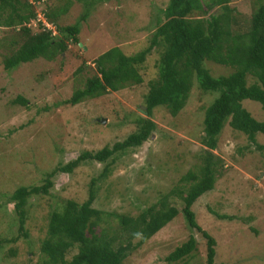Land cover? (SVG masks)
<instances>
[{
  "label": "rangeland",
  "instance_id": "rangeland-1",
  "mask_svg": "<svg viewBox=\"0 0 264 264\" xmlns=\"http://www.w3.org/2000/svg\"><path fill=\"white\" fill-rule=\"evenodd\" d=\"M261 1L229 0L228 4L241 19ZM167 2L39 0L37 9L44 3L65 8L57 20L65 25L78 24L76 44L81 50L73 47L75 54L63 53L54 60L37 58L9 70L2 67L3 57L9 52L5 50L8 38L3 40L8 35L0 26V238L17 234V216L12 202L7 199L16 187L40 184L44 172L84 151L111 147L113 142L121 141L136 129L138 116L146 117L142 111L143 96L148 80L157 74L159 47L151 48L142 62L140 84H127L117 91L85 97L75 104L65 101L93 75L94 59L98 55L111 47H118L123 53L145 47ZM81 16L85 18L80 20ZM40 18L42 20V16ZM205 65L212 74L227 72V68L210 61ZM78 66L80 70L76 71ZM17 94L26 98V106L11 103ZM213 96L193 84L175 116H170L163 106L152 108L150 118L156 129L140 145L116 151L102 162L81 160L69 174L57 171L51 177L58 183L55 191L27 197L24 205L27 235L20 236L16 242L1 244L0 264H42L45 256L39 244L45 235L49 211L55 208L54 202L60 204V198L66 197L82 202L87 197L92 177L97 179L93 183L95 196L91 206L102 212L96 231L106 229L113 235L112 245L124 242L125 233L118 229L111 212L136 216L150 205L158 206L161 194L175 188L179 177L187 170L200 174L204 146L200 142L201 126H194V122L203 116ZM242 106L256 119H264V109L258 102L244 100ZM254 139L253 144L242 133L230 129L227 122L223 124L216 148L212 150L221 164L217 169L221 173L215 172L213 187L197 197L192 205L198 224L215 238V264H264V148L255 147L256 144L264 147V134L257 133ZM104 167L106 173L99 177ZM166 201L178 213L133 249L123 264H205V248L198 233L186 225L180 211L182 201L174 194H169ZM208 207L232 218L210 216ZM247 226H253L256 233ZM189 234L198 242L192 254L173 262L165 260ZM136 240L132 238L131 242ZM10 247L13 254L8 253Z\"/></svg>",
  "mask_w": 264,
  "mask_h": 264
},
{
  "label": "trees",
  "instance_id": "trees-1",
  "mask_svg": "<svg viewBox=\"0 0 264 264\" xmlns=\"http://www.w3.org/2000/svg\"><path fill=\"white\" fill-rule=\"evenodd\" d=\"M38 1L0 0V26L8 35L3 37L4 41L8 38L5 50L9 52L2 60L5 70L37 58L54 60L63 53L75 54L73 47L80 49L76 44L79 41L78 24L65 25L57 20L65 8L44 3L37 9ZM228 3L229 0H168L145 47L128 53L111 47L94 59L93 75L85 80L83 88L72 92L66 103L75 104L85 97L117 91L127 84H140L142 62L151 48H160L156 77L148 80L143 96L142 111L146 117L138 116L136 129L121 141L113 142L111 147L103 146L95 152L84 151L44 172L40 184L16 187L7 199L12 202L17 216V234L15 237L0 238V248L2 243L16 242L20 236L27 235L24 228L26 199L31 194L49 195L52 190L55 191L58 183L53 182L51 177L57 171L69 174L81 160L102 162L116 151L123 152L128 147L140 145L156 129L150 118L152 108L163 106L170 116H175L195 84L201 92L214 94L205 106L203 116L194 122V126H201L200 142L204 146L200 174L187 170L179 177L175 188L170 189L171 193L169 190L161 194L158 206L150 205L136 216L111 212L118 229L125 233V241L116 245H112L114 236L109 235L105 228L104 231H96L102 212L91 206L95 196L93 183L97 179L92 177L87 197L82 202L67 197L60 198V204L54 202L55 208L49 211L39 248L45 256L42 264H123L124 258L133 249L147 241L178 213L166 201L169 194H174L182 201L180 211L186 225L196 231L202 240L205 264H215V238L208 229L198 224L192 205L197 197L213 187L215 172L221 173L217 170L221 164L212 153L218 134L225 122L235 133H242L253 144L256 143L255 134H264V119H256L242 106V101L252 100L264 109V0L241 19ZM38 15L50 27L45 26ZM84 18L81 16L80 20ZM206 61L227 68V72L212 74L205 65ZM78 70L80 66L76 68ZM11 103L26 106L27 100L17 94ZM255 147L258 150L264 148L260 144ZM105 173L104 167L98 176L103 177ZM206 209L210 216L217 219L232 218L210 207ZM247 227L256 233L253 226ZM132 238H137L136 242L132 243ZM197 243L189 234L184 242L165 256V260L173 262L190 256ZM11 250L12 247L8 249L9 254H13ZM70 250L74 251L68 258L66 254Z\"/></svg>",
  "mask_w": 264,
  "mask_h": 264
},
{
  "label": "water",
  "instance_id": "water-1",
  "mask_svg": "<svg viewBox=\"0 0 264 264\" xmlns=\"http://www.w3.org/2000/svg\"><path fill=\"white\" fill-rule=\"evenodd\" d=\"M78 45L80 46V43H78Z\"/></svg>",
  "mask_w": 264,
  "mask_h": 264
},
{
  "label": "built area",
  "instance_id": "built-area-1",
  "mask_svg": "<svg viewBox=\"0 0 264 264\" xmlns=\"http://www.w3.org/2000/svg\"><path fill=\"white\" fill-rule=\"evenodd\" d=\"M38 17H40V16L38 15Z\"/></svg>",
  "mask_w": 264,
  "mask_h": 264
}]
</instances>
